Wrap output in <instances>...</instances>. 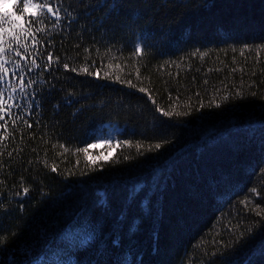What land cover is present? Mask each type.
<instances>
[{
	"label": "trees",
	"instance_id": "trees-1",
	"mask_svg": "<svg viewBox=\"0 0 264 264\" xmlns=\"http://www.w3.org/2000/svg\"><path fill=\"white\" fill-rule=\"evenodd\" d=\"M50 2L0 39V264H264V0Z\"/></svg>",
	"mask_w": 264,
	"mask_h": 264
},
{
	"label": "snow or ice",
	"instance_id": "snow-or-ice-1",
	"mask_svg": "<svg viewBox=\"0 0 264 264\" xmlns=\"http://www.w3.org/2000/svg\"><path fill=\"white\" fill-rule=\"evenodd\" d=\"M11 4L13 7L16 6L17 4V0H0V20H3L5 18H7L8 22L10 23V28L9 29H4L2 27H0V39H2V34L5 31H8L10 34H12L13 36H16L17 33L14 31V29L19 28L21 31H23L24 29H26L27 27H32L35 26L37 24H46L49 22H54V21H59L61 20L62 16L61 14L63 13L64 15H67L68 17H72V13L69 12L68 8L65 7H58L55 10L53 9V7L51 6V2L50 0H24L23 4H22V9H21V13L18 15L15 11H3V8L8 7V5ZM25 14L28 15L29 19L25 22V23H18L21 20H23ZM78 46V45H77ZM4 49L0 48V52H3ZM137 52L140 51L139 47L136 49ZM245 50H241V55L244 54ZM257 54V56H259V54L264 51V46L258 47L254 50ZM17 56H21L20 52L16 53ZM43 55V53H42ZM23 58V57H22ZM53 56L52 54L49 52L47 53V60H48V64L44 65V68H50L51 63L53 62ZM6 63H0V84L5 82V78L7 76H9V72L8 69L6 67ZM32 64L35 65L37 68L40 67V65L37 63L36 60H32ZM65 70L69 69V65L67 63H65L63 65ZM33 69L31 67H28L27 69H20V71H27V72H31ZM72 71H76L75 68L71 69ZM234 71L236 69H233ZM82 71L86 74L91 75L92 73L89 72L88 67H84L82 69ZM97 75V77H99V73H95ZM12 75H15L17 77L18 83L20 85L19 87V91L20 92H25V89L29 86L28 82L25 80V78L23 76L19 75V72L16 73H12ZM34 82V81H33ZM205 83H207V81H205ZM130 84V82H129ZM132 87H135V85H131ZM13 91H16V87L13 86ZM139 91L144 92L145 89L144 88H140ZM255 94V93H253ZM7 99H14V97H7ZM151 99V97H150ZM5 103V94L3 92H0V113H5V108L3 107ZM153 103H155V101H153ZM219 106V105H217ZM11 106H9L10 108ZM157 111H161L162 115H169L168 111H164L161 110L159 107H157ZM5 116L3 114H0V120H4ZM25 123L27 124V127L31 128L32 125L30 123H27V121H25ZM0 128H4L5 131H7V124L4 125H0ZM7 136H4L3 139H7ZM89 147H95V145H89ZM155 147L158 149L160 148V145L157 144L155 145ZM81 151H83L84 153L87 154L88 152V148H84L81 149ZM52 171H56V168L53 167ZM28 192V189L25 188L24 189V193L26 194Z\"/></svg>",
	"mask_w": 264,
	"mask_h": 264
},
{
	"label": "rangeland",
	"instance_id": "rangeland-1",
	"mask_svg": "<svg viewBox=\"0 0 264 264\" xmlns=\"http://www.w3.org/2000/svg\"><path fill=\"white\" fill-rule=\"evenodd\" d=\"M1 43V42H0ZM1 46V44H0ZM120 132L115 126H106L104 131L100 133L90 145L95 147H89V158L92 161L106 160L110 158L117 146V135Z\"/></svg>",
	"mask_w": 264,
	"mask_h": 264
}]
</instances>
